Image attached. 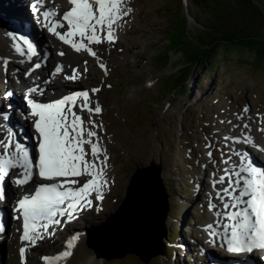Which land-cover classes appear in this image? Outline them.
<instances>
[{"label": "rangeland", "instance_id": "374dc122", "mask_svg": "<svg viewBox=\"0 0 264 264\" xmlns=\"http://www.w3.org/2000/svg\"><path fill=\"white\" fill-rule=\"evenodd\" d=\"M254 1L263 10L262 16L260 15L258 19L261 22L260 25L255 24L256 19L244 5L238 6L242 0H127L137 15L134 23L142 29L135 34V43L123 42L122 47L119 48L121 54L113 51L114 47L120 45L119 36H117V43L109 44L110 49L106 50L109 45L98 46L99 51L105 50V55L101 53V55L98 54L99 57L104 62L112 60L104 63L107 71L99 66L103 63L99 58L89 57L93 59L89 65L92 72L94 69V75L90 78L87 76L86 81L96 80L93 83L100 89L97 100L103 109L101 114L96 115V122L103 125V129L107 128L101 137L113 149L114 155H111L108 163H115L117 159L115 167L113 163L109 165L110 169L114 167L117 186L110 185L112 176L109 174L111 179L106 186L104 199L98 201L96 197L93 198L94 206L107 207L102 211H97L94 216L95 208H91L83 218V223L90 225L91 230L97 233L96 227L98 226L96 225L116 211L126 195L130 178L136 168L148 165L151 160L155 159L163 163L162 166L167 173L169 192L172 194L167 227L170 234L178 231L182 223H187L191 216L190 203L193 201L191 192L195 190L200 180L205 178L207 185L208 182H215L213 178L208 179V175L213 176L219 169L224 172L227 168L224 163L227 161L228 166L231 164L229 161L231 150L225 149L227 144L224 136L227 132L223 126L229 124L230 130V127L234 125L230 123V119L232 117L240 119L238 107L242 113L245 108H249L253 111L252 114H257L264 119V69L259 71L253 65L247 64L244 60L250 59L249 55L233 56L226 61L218 56L216 71L211 73L196 65L191 71V76L184 83L186 88L184 92L176 90L169 95L165 92L167 85L174 83L173 79L179 67L185 62L179 43L175 42L171 35L170 20L176 13L174 9L176 3H182L185 7L184 13L188 17L187 23L191 35L203 31L205 24L213 21L216 13L215 6L221 4L228 9L226 13L228 19L224 20L225 26L236 30L245 28L251 33L258 30L264 39V0ZM231 4L235 6L230 7ZM0 14L6 17L4 13ZM4 41L7 39L0 35V53L6 55L7 46ZM162 53L168 54L169 64L165 68L158 62V57ZM74 58H70L71 63H81L86 57L77 54ZM13 60L18 61L15 58ZM4 69L2 70L0 63L1 79L7 81V76H13L14 71L11 70L6 76ZM10 80L13 85L10 84L8 87L13 89L17 81L10 78L9 83ZM0 94L3 95L5 92H0ZM85 119L89 120V114ZM115 122L120 123L126 134L116 133V128H113ZM261 124L262 122L257 117L249 119L247 123V129L250 128L253 132L255 141L260 132L264 131V129L257 130L255 125ZM244 129L245 127L241 128V133H233V136L243 137ZM210 140H213L212 144ZM6 141L8 140L5 138V133H0V142ZM232 144L239 150L235 141ZM132 145L134 148L130 149ZM109 168L107 167L108 173ZM201 185H204L203 182ZM212 190L214 193H208V195L214 202V196L217 198L218 195L215 193L214 186ZM113 191L114 193L117 191L115 195ZM113 196L115 201L114 198L112 200ZM99 208L101 207H97ZM207 216L208 214H205V217ZM186 234L181 227L177 234L174 233L175 240L170 244L164 238L162 244L168 245L169 248L172 247L173 250L166 252L163 246L164 254L153 258L149 263L143 262L136 254H127L117 259H106V257L98 258L94 253L98 259L95 264H210L207 255L201 263L202 258L198 257L194 249L188 247L191 235ZM13 240L16 241V239ZM60 240L62 242L61 237L55 238L54 243H48L46 247L52 245L57 247L54 250H58ZM19 246L20 243L17 242L14 245L13 264H21ZM52 246L48 249H53ZM187 247L188 250L185 253ZM40 250L42 251L39 248L31 253L30 264L39 263L35 257L40 255ZM54 250L48 252H54ZM92 250L95 252L94 249ZM107 250L114 254L121 249L116 245L110 246ZM91 259H93L92 255L78 252L71 258L70 264H74L77 260H81L80 264H87ZM1 262L3 264V259Z\"/></svg>", "mask_w": 264, "mask_h": 264}, {"label": "snow or ice", "instance_id": "6c2138e0", "mask_svg": "<svg viewBox=\"0 0 264 264\" xmlns=\"http://www.w3.org/2000/svg\"><path fill=\"white\" fill-rule=\"evenodd\" d=\"M125 3L126 0H70L72 7L63 13L62 19L57 18L58 13L52 10L44 11L45 26L75 51H87L96 57L97 53L90 45L101 44L105 40L114 43L117 40L115 26L132 11L131 8L124 9ZM14 39L22 42L16 44L17 51L22 55L33 54L35 46L28 38L20 35ZM99 66L107 71L104 63ZM63 67L57 65L52 75L61 73ZM84 70L87 71V68ZM79 76V68H74L65 79L75 81ZM99 91V88L91 89L92 94ZM27 103L30 115L36 118L34 128L39 139L38 153L34 158L26 145L12 139L11 132L8 141L0 142V148L4 150L0 154V198L5 195L4 184L13 168L23 170L15 181L17 185L28 184L34 174H38L42 180L57 182L40 183L34 193L25 194L17 201L14 210L20 216L16 218L23 219L21 239L27 242L20 249L25 264L27 249L34 247L45 234H54L49 233L50 228L59 226L62 220L76 219L78 213L92 207L93 194L97 200H103L108 184L106 170L109 160L107 149L101 147L100 137L93 130L103 125L91 119L92 115L102 113L103 109L98 101H92L89 90L75 91L48 103L34 99H28ZM85 111L89 114L91 128L84 126L85 120L80 113ZM3 118L8 119L6 115ZM233 139L240 141L239 137ZM244 140L252 142L250 136ZM85 145L90 146V153ZM237 155L240 156V164L218 181L223 184L226 177L228 179V186L217 193L224 201L225 209L222 213L217 212V216L229 221L223 225L228 250L239 253L264 249V167L256 166L247 154ZM81 177L90 178L81 183L78 179ZM79 239L80 234L77 233L66 242L64 251L54 256H43L42 260L45 264H61L72 255Z\"/></svg>", "mask_w": 264, "mask_h": 264}, {"label": "bare ground", "instance_id": "6f19581e", "mask_svg": "<svg viewBox=\"0 0 264 264\" xmlns=\"http://www.w3.org/2000/svg\"><path fill=\"white\" fill-rule=\"evenodd\" d=\"M20 0H0V13H4L6 17H4L3 15L0 14V18H2L3 20H5L6 22H10L13 23L14 19H18L20 22V27L22 28V30L24 31V33L30 38L33 39L36 42V45H34V50L37 49H41V48H45L47 49V51H53L54 49H52V45L53 43L48 40L47 42L45 41L46 38V34H42V33H38L37 30H35V28H33V26L31 25L27 14H25V12L20 10H16L12 5L13 3L19 2ZM45 1V0H43ZM62 0H54V2H47V5H58L59 2ZM124 9L126 10L127 8H131V4L126 3L124 4ZM132 9V8H131ZM137 20V15L135 13V11L132 9L131 13L127 16H124L123 19L121 21H119V23L115 26L116 27V36H119L118 40L121 41L120 45L114 47L113 51L116 52L117 54H119V48L122 47V43L123 42H130V43H135V34L142 30L140 27H138L134 21ZM7 22V23H8ZM15 24V23H14ZM118 40H116L114 43H117ZM9 41H11L13 43V41L11 39H9ZM103 44H110L109 42H104ZM113 44V43H111ZM138 44V43H137ZM140 44V43H139ZM139 46V45H138ZM8 54L6 55V57L12 56L15 58H18L19 60H21V62H15L16 65V70H15V74L18 77L17 79H19V81H17V83L15 84L14 88L12 89H8L7 91H16L18 90L19 86L24 87V89L28 92V98L34 99L33 95L34 92L36 91H31V89H35V84L39 83V88L42 89V92L44 94H47V92L49 90H45V88L47 89V77H52L53 79V87L50 88H55L54 90L56 92L64 90V89H68L71 88V86H73V82L75 83H83V79H84V75L89 74L90 72H92L91 67H89L87 64H85L84 62L81 63H71L70 62V57L71 55L76 56L77 54H82L80 52L75 51L74 49H69L65 51V54L62 56H57L54 54L53 56V60L54 63L49 65V66H43L41 69H37V70H33V72L31 73L32 77L34 78V80L31 82L29 80L28 77L23 76L22 71L23 70H27L29 68V65L31 64V61L34 59L30 58L28 56V54H21L19 53V51H17V49L15 48V44L10 45L8 47ZM105 55V52H100L99 55ZM121 54V53H120ZM98 55V54H97ZM11 62L14 63V60H11ZM3 63V62H2ZM17 65H19L17 67ZM57 65H63V71L59 74H56L55 76L52 75V73L54 72L55 68ZM74 68H79L80 70V76L79 79L75 80V81H70L65 79V76L67 75H71L72 74V70ZM85 67L87 68V71H85ZM12 83V80H10V83L8 81V83H6V86H10V84ZM87 84V83H86ZM13 85V84H11ZM77 85V84H75ZM26 91L22 94H27ZM6 92V91H5ZM2 93V92H1ZM5 95V94H3ZM23 96V95H22ZM24 97V96H23ZM5 98V96H4ZM12 97H8V100H11ZM2 102V101H1ZM23 103V104H22ZM24 106L25 105V100H20L19 99H13L11 100L8 104H5L4 102L2 104H0V125L1 123L5 124V127L8 126L9 129L7 131V129H5L4 127L0 126V133H5L6 135V131L8 133H10V131L13 129L17 130V136L20 137V140L22 138V141L24 145L27 146V148L29 149L30 153L32 154V149H31V144H32V140H33V135L31 133L30 127L28 126V118L24 119L23 117H26V115H24ZM77 111H79L77 109ZM104 113V112H103ZM20 114V115H18ZM85 120V127L87 128H91L92 125L88 123V120L85 119V117L88 115V113L85 111L83 113H80ZM101 114V113H100ZM7 116L8 119H4V116ZM97 115V114H96ZM96 115H93V118L96 122ZM4 120V121H3ZM96 124H98L96 122ZM113 128H116V133H118L119 135L121 134H126V131L121 127L120 123L115 122L113 125ZM94 131L97 132V135L100 137L101 140V147L102 148H106L107 149V155L109 158H111V155L113 154V149L112 147H109V144H106L103 142V138L101 137V135H103L106 131V129L103 128H95L93 129ZM244 136L240 137V143L236 142L239 150L242 151V153L240 154H245L243 153V150L247 147H249V145H245V144H241L244 140L245 137L250 136L252 138V140H255L254 134L253 132L250 130V128H245L243 130ZM7 139V137H6ZM95 139V138H93ZM243 140V141H242ZM86 150L90 153V146L89 145H85ZM134 146L132 145L130 147V149H133ZM3 148H0V154H3ZM260 154L264 155V147H262V150L260 152ZM88 158H91V156H89ZM103 157H101L102 159ZM110 160H108L109 162ZM255 162V161H254ZM262 163H264L263 161H261ZM256 163V162H255ZM240 164V156H238L236 158V160L234 161L232 167L228 168L226 173H230L232 172L238 165ZM257 164V163H256ZM108 170H106V178L107 181H109V179H111V176L109 175V173L107 172ZM11 176L13 177V179H11V177H8V185L7 182L5 181L4 184V188H5V196H8V199L12 198L15 195H20L22 193H25L27 191V189L29 188V184H25V185H17L15 183L16 179L18 176H20V174L22 173V171H20V168H13L10 170ZM10 176V175H9ZM90 177H81L78 178L80 179V182L83 183L86 179H88ZM7 180V178H6ZM10 181V182H9ZM13 181V182H12ZM10 183V186H9ZM221 184V183H220ZM228 186V179L226 177L225 182L223 184H221V189L225 188ZM107 189V187H105L104 189V193L105 190ZM221 195H223V193H221ZM95 197V194H93L92 199ZM104 199V198H103ZM225 200H227V197H225ZM100 201V200H98ZM222 201V200H221ZM0 205H4L3 200L0 198ZM222 204L224 203V201L221 202ZM91 209V208H89ZM89 209H84L82 212V219L84 218L85 214L87 211H89ZM213 215L211 216L209 222H207V224L204 225L205 229L207 231H209L210 233H212V235H216L217 231L221 232L222 234H224V230H223V225L224 223H228L229 221L225 220V218L223 216H217V212H224L225 209L223 207L220 206L219 203L216 202V206L215 208H213ZM7 214V212H5ZM4 213H0L1 216V225H0V231L4 232V230H8L9 228L11 229L12 226L15 225V220L13 218V216H9V217H5ZM91 218V217H90ZM71 223H73L72 227H71ZM71 223H67L65 226L63 227H57L56 233L54 234H45L44 238L41 241V244H38L34 247H29V251L27 253H25V257L26 260L29 261V256H31V253L37 249H42V251L40 250V255L36 256L35 258L38 259L39 263L36 264H44V261L42 260L41 256L43 254V256H54L62 251L65 250V246H66V242L72 238L75 234L79 233L80 234V239L79 241L76 243V246L74 247V249L72 250V255L70 257H68L66 260L62 261L61 264H70L71 263V258H73V256L75 254L79 253H85V254H89L93 256V259H91L90 261L87 262V264H95L97 258L94 257V251L90 248H87L86 245L84 244V237H83V233L78 231L80 229H86L88 227L87 224H84L83 222H77V221H73ZM83 223V224H82ZM70 228V229H69ZM84 232V231H83ZM60 235V237L62 238V242L59 244L58 250H54V252H48L46 247L47 244L49 243H54L53 240L55 238H59L56 236ZM11 239H16L17 240V236L16 234H13ZM222 244H225L226 242L224 240L220 241ZM1 244H0V251H1V255L3 253V250L1 249ZM57 248V247H56ZM44 250V251H43ZM212 250H220L223 251L222 249H219L217 247H213ZM0 255V260H1V256ZM224 257H229V258H233L232 256L228 255V254H224ZM219 258L217 257V255L213 254L212 251L209 253L208 256V262L210 264H236V262L229 260L227 258ZM221 257V256H220ZM92 258V257H91ZM5 264L6 263V258H5ZM13 257H11V264H13ZM81 260H77L74 264H80ZM1 264V262H0ZM28 264V263H27Z\"/></svg>", "mask_w": 264, "mask_h": 264}, {"label": "water", "instance_id": "95a60500", "mask_svg": "<svg viewBox=\"0 0 264 264\" xmlns=\"http://www.w3.org/2000/svg\"><path fill=\"white\" fill-rule=\"evenodd\" d=\"M160 170L161 165L155 162L138 169L119 210L97 227L100 240L96 243L90 235V245L96 246L101 255L124 256L134 252L148 261L162 252L169 203ZM116 245L121 249L119 252L112 254L107 250Z\"/></svg>", "mask_w": 264, "mask_h": 264}, {"label": "trees", "instance_id": "16d2710c", "mask_svg": "<svg viewBox=\"0 0 264 264\" xmlns=\"http://www.w3.org/2000/svg\"><path fill=\"white\" fill-rule=\"evenodd\" d=\"M240 5H244L247 11L252 13L256 19L255 24H261L258 19L260 15L262 16V7L257 5L254 0H242L238 3V6ZM175 6L173 7L176 13L170 20L171 35L173 40L179 43L180 49L184 53L182 58L185 62L179 67L177 75L173 79L174 83L167 85L166 95L173 94L176 90L184 92L186 89L184 83L191 76V71L196 65L210 73L216 71L218 56L226 61L233 56L249 55L250 59L244 60L247 64L253 65L259 71L264 69V39L261 33L258 30L251 33L247 32L245 28L236 30L225 26L224 20L228 19L226 16L228 9H225L227 7H223L221 4L215 6L216 13L213 21L205 24L203 31L191 35L181 3H176ZM234 6L230 5V7ZM158 59L159 64L164 68L169 64L167 53L160 54ZM162 95L164 96V92Z\"/></svg>", "mask_w": 264, "mask_h": 264}]
</instances>
